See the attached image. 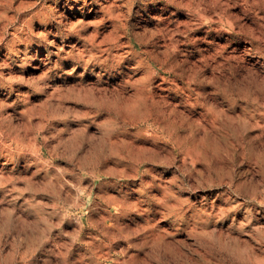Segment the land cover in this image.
Listing matches in <instances>:
<instances>
[{
	"label": "rangeland",
	"instance_id": "obj_1",
	"mask_svg": "<svg viewBox=\"0 0 264 264\" xmlns=\"http://www.w3.org/2000/svg\"><path fill=\"white\" fill-rule=\"evenodd\" d=\"M0 264H264V0H0Z\"/></svg>",
	"mask_w": 264,
	"mask_h": 264
},
{
	"label": "bare ground",
	"instance_id": "obj_2",
	"mask_svg": "<svg viewBox=\"0 0 264 264\" xmlns=\"http://www.w3.org/2000/svg\"><path fill=\"white\" fill-rule=\"evenodd\" d=\"M166 71V70H165ZM168 71H170V70H168ZM155 72V71H154ZM157 75V74H156ZM178 75V74H177ZM159 76V75H158ZM157 79V78H156ZM163 85V84H162ZM150 86H152V85H150ZM180 86V85H179ZM166 93V92H165ZM149 98V97H148ZM125 101V100H124ZM149 101V100H148ZM177 101V100H176ZM145 112H147V111H145ZM154 112H156V111H154ZM139 113V112H138ZM152 113V112H151ZM143 114V113H142ZM148 115V114H147ZM152 115V114H151ZM145 117H147L146 115H145ZM175 119V118H174ZM148 120V119H147ZM175 122V121H174ZM156 123V122H155ZM158 123V122H157ZM161 125V124H160ZM177 126V125H176ZM180 126V125H179ZM171 128V127H170ZM227 134V133H226ZM157 135V134H156ZM227 136V135H226ZM222 137H224V136H222ZM228 137V136H227ZM229 138V137H228ZM179 141V140H178ZM173 142V141H172ZM182 144V146H183V143H181ZM108 145V144H107ZM117 145V144H116ZM120 145V144H119ZM122 146V145H121ZM243 147V146H242ZM122 148H123V146H122ZM186 148V147H185ZM35 149V148H34ZM178 149V148H177ZM186 149H188V148H186ZM179 150V149H178ZM191 150V149H190ZM123 151V150H122ZM192 151V150H191ZM35 152V151H34ZM107 152H109L108 150H107ZM113 152V151H112ZM176 152V151H175ZM184 152H186V151H184ZM187 152H188V150H187ZM200 152V151H199ZM118 153V152H117ZM142 153H144V152H142ZM180 153V152H179ZM178 153V154H179ZM211 153V152H210ZM111 154V153H110ZM182 154V153H181ZM188 154V153H187ZM195 154V153H194ZM109 155V154H108ZM112 155H114V154H112ZM257 155H259V154H257ZM106 156V155H105ZM111 156V155H110ZM188 156V155H187ZM201 156V155H200ZM245 156V155H244ZM254 156H256V155H254ZM123 157V156H122ZM192 158V157H191ZM255 158V157H254ZM122 159V158H121ZM175 159V158H174ZM257 159V158H256ZM106 160V159H105ZM258 160V159H257ZM124 161V160H123ZM176 162V161H175ZM188 162V161H187ZM102 163V162H101ZM185 163V162H184ZM184 163H182V164H184ZM192 165V164H191ZM259 165V164H258ZM101 166V165H100ZM190 166V165H189ZM80 167V166H79ZM87 167V166H86ZM99 167V166H98ZM88 168V167H87ZM95 168V167H94ZM261 168V167H260ZM82 169V168H81ZM105 171V170H104ZM120 171V170H119ZM109 173V172H108ZM121 173V172H120ZM105 174H107V173H105ZM111 174V173H110ZM91 175V174H90ZM96 175V174H95ZM109 175V174H108ZM197 175H198V173H197ZM233 175V174H232ZM92 177V176H91ZM88 178H89V176H88ZM123 178H125V177H123ZM82 179V178H81ZM121 179V178H120ZM235 180V179H234ZM39 187V186H38ZM80 187V186H79ZM82 187V186H81ZM35 189V188H34ZM95 189V188H94ZM78 190H80V189H78ZM57 195V194H56ZM93 197V196H92ZM113 197V196H112ZM87 199V198H86ZM86 201V200H85ZM98 201V200H97ZM100 201V200H99ZM102 202V201H101ZM72 204V203H71ZM75 204H76V201H75ZM78 204V203H77ZM78 211V210H77ZM76 211V212H77ZM81 211V210H80ZM113 211V210H112ZM67 213V212H66ZM78 213V212H77ZM73 219V218H72ZM89 225V224H88ZM85 228V227H84ZM193 230V229H192ZM204 231V230H203ZM204 233V232H203ZM206 233V232H205ZM201 234V233H200ZM111 253V252H110ZM105 263V262H104Z\"/></svg>",
	"mask_w": 264,
	"mask_h": 264
}]
</instances>
